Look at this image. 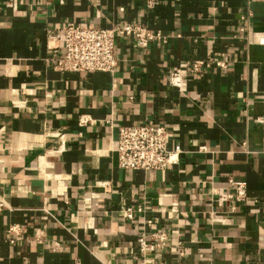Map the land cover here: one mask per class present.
I'll return each instance as SVG.
<instances>
[{"label":"crops","instance_id":"1","mask_svg":"<svg viewBox=\"0 0 264 264\" xmlns=\"http://www.w3.org/2000/svg\"><path fill=\"white\" fill-rule=\"evenodd\" d=\"M70 22L162 37L116 35L113 74L59 71ZM263 97L264 0H0V264H142V232L166 236L154 264H264ZM134 124L163 125L176 161L119 167ZM231 181L246 197L220 202Z\"/></svg>","mask_w":264,"mask_h":264},{"label":"built area","instance_id":"2","mask_svg":"<svg viewBox=\"0 0 264 264\" xmlns=\"http://www.w3.org/2000/svg\"><path fill=\"white\" fill-rule=\"evenodd\" d=\"M153 0H148L149 5ZM116 35L133 36L142 47L155 38H161L160 33H155L140 25L125 24L112 28H93L81 27L72 22L67 23L61 34L63 54L55 61V68L59 71H87V72H107L113 74L117 61L114 56V41ZM229 62L228 56L224 55L218 60H192L187 67L189 74L201 71L203 67L216 65L225 68ZM168 84L181 88L183 85L182 76L178 72H172L168 76ZM264 105V97H263ZM86 119L80 122L85 123ZM258 122L262 125V144L261 150L264 152V112L259 117ZM109 122V121H106ZM167 131L163 125L158 124H134L121 125L118 130V138L115 145L118 166L131 170H151L163 169L176 161L175 151L167 148ZM204 146L200 150H204ZM234 193L219 194L220 202H230L232 199L240 201L246 197V184L240 181H231ZM98 187L105 189L107 182L97 184ZM2 203H0V206ZM141 211V208H137ZM123 217L131 219L133 208L125 207ZM19 227L12 225L8 228L10 233L18 234ZM38 235V232H37ZM152 237L153 242L147 240ZM39 237V236H38ZM166 240L164 233H151L150 235L142 232L137 241L139 250L143 257L142 264H154V251L162 248L163 241ZM13 242V240H10ZM177 243H180L179 241ZM183 255V252H179ZM74 264H80L78 260ZM162 264V263H159Z\"/></svg>","mask_w":264,"mask_h":264}]
</instances>
